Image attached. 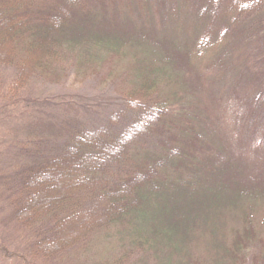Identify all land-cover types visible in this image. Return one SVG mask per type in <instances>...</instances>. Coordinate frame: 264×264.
Masks as SVG:
<instances>
[{
  "label": "rangeland",
  "instance_id": "obj_1",
  "mask_svg": "<svg viewBox=\"0 0 264 264\" xmlns=\"http://www.w3.org/2000/svg\"><path fill=\"white\" fill-rule=\"evenodd\" d=\"M101 6L98 15L109 21L107 33L120 38L117 44L78 40L54 61L56 71L48 79L32 81L16 98L5 93L0 99V264H115L121 256L120 264H264V109L250 96L257 92L245 95L243 88L258 75L256 69L249 73L244 57L232 56L242 53L239 42L247 44L243 30H234L213 51L196 52L197 23L186 16L182 0H113ZM223 18L215 17V25ZM263 24L264 12L252 14L246 21L252 32L244 31L263 44L262 52L264 35L255 32ZM254 60L260 66V58ZM148 73L157 80L156 94L168 100L174 121L202 137L192 167H202L196 182L184 179L191 162L168 172L174 181L168 193L177 197L173 241L140 232L141 219L126 218L53 257L32 255L31 238L13 218L8 193L23 143L30 147L34 138L50 134L46 120L35 116L43 110L56 122L100 118L120 109L125 91ZM186 131L180 138L193 135ZM248 240L254 247L241 250ZM255 251L262 254L256 261Z\"/></svg>",
  "mask_w": 264,
  "mask_h": 264
},
{
  "label": "trees",
  "instance_id": "obj_2",
  "mask_svg": "<svg viewBox=\"0 0 264 264\" xmlns=\"http://www.w3.org/2000/svg\"><path fill=\"white\" fill-rule=\"evenodd\" d=\"M112 1L0 0V99L5 93L16 98L32 81L48 79L56 71L54 61L78 40L117 44L120 38L107 33L109 21L97 11ZM182 1L186 16L192 15L197 23L193 22L196 52L213 51L234 35V30H243L241 37L248 39L247 44L238 38L235 46L239 42L244 49L232 56L244 57L249 73L253 66L256 69L257 78L246 80L243 88L245 95L257 92L250 96L255 102L262 101L264 109L263 44L244 34L252 32L246 26L247 18L264 12V0ZM218 15L226 21L216 26ZM86 26L96 30L86 31ZM261 28L255 32L260 38L264 24ZM140 76V85L125 91L120 109L100 118L71 116L56 122L50 115L48 120L43 110L35 116L37 121L46 120L45 131L50 134L34 138L30 147L23 143L22 159L12 173L8 193L13 218L31 238L32 255L53 257L85 242L96 229L126 218L141 219L137 222L140 232L159 236V241H173L177 197L174 191L173 196L168 193V185L174 183L168 172L191 162L184 179L186 184L196 182L202 167H192L202 137L199 131H186L174 121L168 100L156 94L153 75ZM135 94L139 97L134 98ZM260 113L264 117V111ZM183 131L193 135L180 138ZM142 240L138 237L135 242L141 245ZM250 242H244L241 250L254 247ZM260 254L255 251L252 260ZM122 258L115 259V264Z\"/></svg>",
  "mask_w": 264,
  "mask_h": 264
}]
</instances>
